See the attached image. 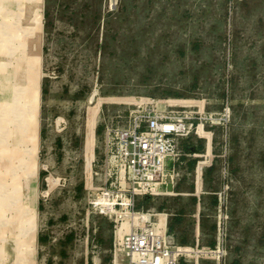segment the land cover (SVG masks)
I'll use <instances>...</instances> for the list:
<instances>
[{"label":"rangeland","instance_id":"374dc122","mask_svg":"<svg viewBox=\"0 0 264 264\" xmlns=\"http://www.w3.org/2000/svg\"><path fill=\"white\" fill-rule=\"evenodd\" d=\"M22 1L0 0V114L20 90L29 115L25 131L11 113L0 117L1 255L14 239L25 242L26 212L41 210V200L65 214L90 210L105 127L125 125L129 111L148 103L200 114L202 134L191 137L214 143L227 221L264 250V0H167L161 15L153 0L137 11L134 0H111L112 11L108 0ZM33 217L38 232L40 212Z\"/></svg>","mask_w":264,"mask_h":264},{"label":"built area","instance_id":"2783aa9c","mask_svg":"<svg viewBox=\"0 0 264 264\" xmlns=\"http://www.w3.org/2000/svg\"><path fill=\"white\" fill-rule=\"evenodd\" d=\"M108 11L115 8L108 0ZM199 113L178 106L140 104L128 112L123 126L107 125L101 140V184L88 200L90 211L113 223L110 264H181L208 260L228 264L227 215L216 220L212 246L183 245L154 220V213L138 207L144 197L161 195L177 178L175 164L186 152L182 141L198 136ZM215 124V119H208ZM171 163V164H169ZM225 208L224 198L217 194Z\"/></svg>","mask_w":264,"mask_h":264},{"label":"crops","instance_id":"0c3cea01","mask_svg":"<svg viewBox=\"0 0 264 264\" xmlns=\"http://www.w3.org/2000/svg\"><path fill=\"white\" fill-rule=\"evenodd\" d=\"M4 1L15 5L27 4L22 0ZM134 1L137 2L131 6L132 8L137 7L141 0ZM153 1L158 3L157 13L164 14L166 7L160 4L167 0ZM147 2L152 0H146L145 3ZM136 7L134 9L137 11L138 7ZM34 113L36 116V112ZM94 126L95 124L86 132L89 164L92 159ZM199 136H197L198 139ZM208 137L205 146L200 145V142L193 137L184 140L182 145L187 155L182 156L181 161L174 166L177 172L175 183L172 186L168 185L159 197H144L138 201V207L153 212V219L158 220L165 227L166 233L178 244L212 246L215 243L217 218L222 214L228 215L227 209L221 208L218 204L216 190L221 185L220 178L216 176L218 155L214 152L212 139ZM14 145L12 141L5 158L11 166H13L12 160L17 159L16 145ZM14 178L9 177L12 188L10 193L13 197L17 194L16 184L13 186L16 182ZM30 193L32 195V189ZM50 203L52 202L43 203L41 200V210L36 204L34 208L26 212L29 216L28 224L22 229L25 242L22 244L14 239L13 245L9 246L10 253L5 255L6 258L1 255L0 244V264L2 261L8 264H109V250L113 241L112 221L85 208L81 210L83 217L79 220L75 216L81 213L80 209L74 207L70 211L71 214H65V212H58V209L55 211L54 207L49 209ZM30 211L36 212L37 215L40 212L39 226L42 228L38 232H36L37 222L34 226L33 213ZM70 217L72 218L69 219ZM67 221L73 225L65 223ZM56 226L61 228L59 233ZM69 227L71 229H68ZM226 227L228 264H264V250L262 246L257 249L259 245L253 235L235 227L232 218L226 221ZM52 232L57 236L51 239ZM23 246L27 250L25 253H20ZM181 264L194 263L191 261ZM197 264H214V262L200 260Z\"/></svg>","mask_w":264,"mask_h":264},{"label":"bare ground","instance_id":"6f19581e","mask_svg":"<svg viewBox=\"0 0 264 264\" xmlns=\"http://www.w3.org/2000/svg\"><path fill=\"white\" fill-rule=\"evenodd\" d=\"M21 11H23V9H21ZM37 31V30H36ZM35 31V32H36ZM8 37L11 38V42H12V38L15 37V38H19V36H13L11 34H8ZM20 39V38H19ZM6 41H8V39L6 38ZM11 51H13L12 48H10ZM28 51V50H27ZM16 91V90H15ZM20 91V90H18ZM18 91H17V95H16V98H14V101H12L10 99L11 102L8 103V106H5L4 109H3V112H1L0 114V117L1 118H4V113L5 112H8L6 113L7 114H10L11 115V118H10V122L11 124L13 125V127H16V128H19V129H22L23 131H25L28 127V120H29V115H28V112L26 111V109H21V107L18 105V100L20 99H17L20 95H18ZM21 92V91H20ZM7 109V110H5ZM12 116H13V119H12ZM1 123L3 124V122L1 121ZM6 123V122H5ZM14 123V124H13ZM199 133L202 134L201 130H199ZM204 135V134H203Z\"/></svg>","mask_w":264,"mask_h":264}]
</instances>
